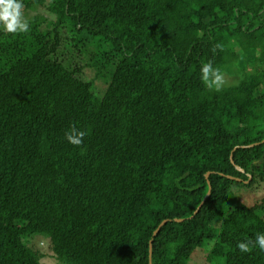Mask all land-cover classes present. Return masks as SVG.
Listing matches in <instances>:
<instances>
[{"label":"trees","instance_id":"1","mask_svg":"<svg viewBox=\"0 0 264 264\" xmlns=\"http://www.w3.org/2000/svg\"><path fill=\"white\" fill-rule=\"evenodd\" d=\"M23 4L30 31H0V264H44L41 240L62 264H149L150 241L151 264L208 241L207 264H264L236 248L264 198L233 191L264 183V0ZM209 61L238 82L208 90Z\"/></svg>","mask_w":264,"mask_h":264},{"label":"clouds","instance_id":"2","mask_svg":"<svg viewBox=\"0 0 264 264\" xmlns=\"http://www.w3.org/2000/svg\"><path fill=\"white\" fill-rule=\"evenodd\" d=\"M0 31L12 35L30 31V22L25 16L23 0H0ZM200 80L208 90L215 92H220L226 83L224 74L219 68H214L211 61L201 65ZM86 134L84 130L72 125L65 133V138L70 144L80 146ZM256 246L264 252V233H257L255 240L239 241L236 244V248L241 253H249Z\"/></svg>","mask_w":264,"mask_h":264},{"label":"rangeland","instance_id":"3","mask_svg":"<svg viewBox=\"0 0 264 264\" xmlns=\"http://www.w3.org/2000/svg\"><path fill=\"white\" fill-rule=\"evenodd\" d=\"M25 16L28 17L33 14V12L25 11ZM37 12L41 14H47L45 10L38 9ZM241 66V65H240ZM224 74L225 86L232 85L238 82L239 74ZM86 75L89 79L93 80L96 84L97 91L101 92L106 86V80L108 79V73L105 71L104 77H98L94 68L86 69ZM233 191L236 194L237 200L239 203L252 204L256 199L264 198V183L256 182L255 187L247 190L245 186H233ZM39 241V240H38ZM48 242L46 240H41L39 242H34V246L40 249L44 253V257L41 259V262L44 264H62L56 260L53 253L48 248ZM211 242H204L200 247H198L187 260V264H207L205 261V255L207 254Z\"/></svg>","mask_w":264,"mask_h":264},{"label":"water","instance_id":"4","mask_svg":"<svg viewBox=\"0 0 264 264\" xmlns=\"http://www.w3.org/2000/svg\"><path fill=\"white\" fill-rule=\"evenodd\" d=\"M261 142H264V139L261 141ZM251 146V145H250ZM230 161H231V163L232 164H234V162H233V160H232V153H231V155H230ZM235 168H236V170H238L239 172H243V169H241L239 166H237V165H235ZM208 174L209 173H206L205 174V177L207 178L208 177ZM230 179H236V181H240V178H235V177H232V176H228ZM250 179H251V177H249V179L247 180V181H245V182H248V181H250ZM209 193H210V184L208 183V191H207V193H206V195L204 196V198H203V200L201 201V203L199 204V206H198V208L196 209V211L201 207V205H202V203L205 201V199L208 197V195H209ZM195 211V212H196ZM194 212V213H195ZM179 221V220H178ZM164 222H162L160 225H162ZM156 233V231L153 233V235ZM151 245H152V241H150L149 242V264H151V262H150V255H151Z\"/></svg>","mask_w":264,"mask_h":264}]
</instances>
